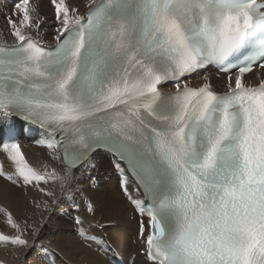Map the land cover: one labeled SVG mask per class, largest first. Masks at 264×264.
<instances>
[{"label":"snow or ice","instance_id":"obj_1","mask_svg":"<svg viewBox=\"0 0 264 264\" xmlns=\"http://www.w3.org/2000/svg\"><path fill=\"white\" fill-rule=\"evenodd\" d=\"M30 4L15 0L0 29L5 44L13 38L0 47V114L47 133L60 167L45 175L31 166L10 126L0 155L13 170L0 163V177L21 188L51 179L94 216L86 194L99 186L92 173L107 153L140 217L146 264H264V80L245 79L264 68V0H87L85 15L50 0L58 43L49 51ZM251 47L259 60L245 55ZM209 64L229 72L223 94L207 76L196 88L181 79ZM166 81L176 91L162 96ZM81 173L86 180H76ZM0 213L15 231H0V242L27 248L35 226ZM88 227L79 222L82 240L92 238Z\"/></svg>","mask_w":264,"mask_h":264},{"label":"bare ground","instance_id":"obj_2","mask_svg":"<svg viewBox=\"0 0 264 264\" xmlns=\"http://www.w3.org/2000/svg\"><path fill=\"white\" fill-rule=\"evenodd\" d=\"M14 2L15 0H0V29H6L5 17L11 14ZM67 2L72 8H78L81 15L88 10L87 0ZM30 6L38 8V13H34L33 18L42 21L41 31L36 36L39 45L53 47L58 43L54 38L58 24L50 0H31ZM7 39L8 44L0 40V47L11 45L13 38L9 36ZM213 72V69L209 68L206 72L197 73L192 78L193 83L187 85L200 87L207 76L214 90L223 94L227 91V77L222 74L221 78L217 79ZM263 76L264 70L257 69L245 79L247 82L258 84ZM159 88L162 96L176 91L174 84L160 85ZM10 126L17 130L21 150L31 166L45 175L50 173L53 167H60L58 161L50 160V150L45 146L47 133L38 126L25 127V122L17 117L0 114V137L6 138ZM0 163L3 164L4 171L11 174V163L3 155H0ZM45 164L49 166L45 168ZM95 166L97 171L92 174L101 178L100 183L86 194L95 205L94 216L84 210L82 197L74 195L71 190L60 191L51 179L47 184L40 182L35 187L28 185L21 188L0 177V209L11 211L14 220L22 227L25 220L29 225L35 226L34 234L26 233L29 239L27 248H17L10 243L0 242V264H114V249L121 255L125 264H129L134 254H137L134 264H146L142 254L144 242L136 235L140 217L133 211V206L121 191V177L113 170L107 153L96 160ZM76 180H86V175L81 173ZM126 182L129 191H132V177L128 176ZM40 187L55 191V198L44 196L39 191ZM85 187L90 186L80 184L77 191ZM134 195L144 199L140 192H135ZM45 201L49 203L47 211L36 207L37 203L42 204ZM5 219L0 213V231L12 236L15 231L4 227ZM81 221L89 226L87 230L92 233V238L87 241L78 235V232L84 231L79 228Z\"/></svg>","mask_w":264,"mask_h":264}]
</instances>
